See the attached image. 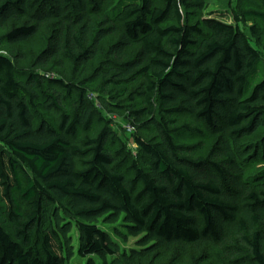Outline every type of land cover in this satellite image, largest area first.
<instances>
[{
  "label": "trees",
  "instance_id": "trees-1",
  "mask_svg": "<svg viewBox=\"0 0 264 264\" xmlns=\"http://www.w3.org/2000/svg\"><path fill=\"white\" fill-rule=\"evenodd\" d=\"M108 1L0 0V30L13 24L6 44L24 43L53 23L48 59L64 48L83 70L98 44L120 31L108 52L117 63L105 69L101 90L135 86L125 91L133 106L128 123L145 133L134 136L132 157L85 100L84 83H45L36 73L21 78L16 60L0 54V264H64L73 256L105 264L117 247L96 225L101 218L122 219L141 245L158 247L219 244L229 233L249 234L253 262L264 264V140L259 147L240 144L264 131V78L250 88L261 58L238 27L249 18L264 22V0L259 11L234 15V25L209 17L189 21L184 10H202L205 0H165L164 8L153 0H119L106 11ZM98 17L107 30L90 40ZM250 31L256 38V28ZM130 47L138 51L123 61ZM55 84L67 96L77 92L72 115L49 92ZM49 112L62 114L58 125L43 120ZM182 117L218 136L207 156L183 143L205 135L180 125ZM95 124L102 129L89 137ZM80 130L87 137L76 144ZM250 164L262 168L257 176L245 175ZM59 212L69 221L63 223ZM71 224L78 232L75 255Z\"/></svg>",
  "mask_w": 264,
  "mask_h": 264
},
{
  "label": "rangeland",
  "instance_id": "rangeland-1",
  "mask_svg": "<svg viewBox=\"0 0 264 264\" xmlns=\"http://www.w3.org/2000/svg\"><path fill=\"white\" fill-rule=\"evenodd\" d=\"M118 1L109 0L106 11L111 10ZM153 2L159 8L165 7V0H153ZM258 5L259 0H205V7L202 10H190L188 12L189 15L187 11L184 10V12L192 23L197 19L209 17L234 25V15L241 19L242 14L245 12L259 11L256 7ZM103 23L102 17L93 20L90 40H94L98 32L107 30ZM12 27L13 24H9L8 27L0 30V54L16 60L18 75L25 79L28 74L36 73L45 78V83L50 80H58L68 86L84 83L87 103L94 105L99 117L110 122L111 130L117 134L121 142L126 146L127 151L134 157L137 153V148L133 143V138L134 136L143 137L145 135L144 132H139L137 129L132 130L128 123L129 111L133 106L129 102L125 91H131L135 86H128L127 88L121 86V88H118L113 85H106L101 90L102 82L105 80L104 76H106L105 69H109L113 64L117 63L114 58L109 57L108 52L112 45L118 41L121 32L117 31L115 34L107 35L97 46L98 54L96 58L90 61L86 69L83 70L76 65V62L72 60L64 48L58 53L57 57L48 59L57 31L55 24L50 23L41 26L37 34L24 43L8 45L4 42V36ZM238 27L248 37L251 45L258 51L261 58L251 81L250 88H253L264 78V50L262 48L264 43V22L259 19L249 18L242 21ZM252 27L257 30L258 35L256 38L251 34L250 29ZM137 51V47L128 48L125 51L123 61L132 58ZM109 79L114 80L112 76ZM49 90L50 93L55 92L60 97L61 107L67 115H72L79 106L76 91L67 96L65 90L56 84L49 86ZM110 92L116 96L114 101L110 98ZM109 103H112V105ZM61 115L60 112H49L43 115V120L49 125L56 126L60 122ZM184 124L191 129H201L205 137L186 138L183 143L188 147H194L192 149L194 155L207 156L216 147L218 136L211 131H207L201 122H196L189 117L180 118V125ZM101 129L102 125L95 124L88 136H96ZM86 137V134L80 130L79 137L75 140L76 144H81ZM263 140L264 131L253 138L241 140L240 144L251 147L258 146ZM253 157L254 154L251 153L249 158H246L247 162L249 163ZM259 167L256 164H250L245 170V175L257 176L262 170ZM17 201L20 212L25 214L27 212L26 205L18 198ZM3 212L4 204L0 190V223L3 221ZM59 214L63 219V223L69 221L65 214L62 212H59ZM96 225L109 233L117 247V253L114 258H106L105 264H254L249 246L246 243V240L250 239L249 234L229 233L219 244L185 248L179 246L158 247L153 243L141 245V236L130 235L122 219L115 223H109L105 218H101ZM68 237L75 255L78 245V232L74 224L69 225ZM132 254L137 257L132 259ZM64 264H86V261L73 256L71 260L66 261ZM93 264H100V262L95 261Z\"/></svg>",
  "mask_w": 264,
  "mask_h": 264
}]
</instances>
